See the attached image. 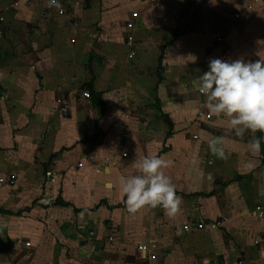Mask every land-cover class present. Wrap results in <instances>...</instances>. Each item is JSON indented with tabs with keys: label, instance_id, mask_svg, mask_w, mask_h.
Listing matches in <instances>:
<instances>
[{
	"label": "crops",
	"instance_id": "crops-1",
	"mask_svg": "<svg viewBox=\"0 0 264 264\" xmlns=\"http://www.w3.org/2000/svg\"><path fill=\"white\" fill-rule=\"evenodd\" d=\"M60 1L0 0V264H264V132L256 151L197 81L210 59H264V3ZM148 155L170 162L174 217L126 207Z\"/></svg>",
	"mask_w": 264,
	"mask_h": 264
},
{
	"label": "clouds",
	"instance_id": "clouds-1",
	"mask_svg": "<svg viewBox=\"0 0 264 264\" xmlns=\"http://www.w3.org/2000/svg\"><path fill=\"white\" fill-rule=\"evenodd\" d=\"M216 3V0H212ZM49 7L60 8L59 0H49ZM206 108L214 115L228 118V128L243 135L246 130L264 132V59L246 62L242 59H210L208 70L197 77ZM213 155L223 158L220 143L207 139ZM259 151L260 141L253 142ZM170 162L164 157L148 155L135 161L136 174L120 179L122 194L129 213L145 207H161L169 217L180 211L181 198L163 169Z\"/></svg>",
	"mask_w": 264,
	"mask_h": 264
},
{
	"label": "built area",
	"instance_id": "built-area-1",
	"mask_svg": "<svg viewBox=\"0 0 264 264\" xmlns=\"http://www.w3.org/2000/svg\"><path fill=\"white\" fill-rule=\"evenodd\" d=\"M33 1H39V2H41L42 0H33ZM43 1H46L47 4L49 5V0H43ZM252 1H254V2H263V3H264V0H252ZM59 3H60V5H61L60 8H56V7H53V8H55V9L57 10V13H59V14H64V13H65L64 5H63V3H62L60 0H59ZM132 16H133L134 18H136V17H138V13H137V12H134V13L132 14ZM2 21H3V17L0 16V22H2ZM132 26H133V23H132V22L128 24V27L131 28ZM1 36H2V32H1V29H0V38H1ZM131 41H132V37L130 36V37H128V39H127L128 44H130ZM133 56H134V52H130V53L128 54V57H129V58H133ZM199 93L202 94L200 91H199ZM82 97L88 99V98L90 97L89 92H88V91H84V92H82ZM205 117H206L207 119H210V118H211V114L206 113V114H205ZM256 214H257V217H258V218L264 220V208H262V207H257V208H256ZM205 227H209V228H211V229H214V228L217 227V224H216V223H212V222H193V223H186V224L183 226V229L186 230V231H188V230H190L191 228H195V229H203V228H205ZM259 242H260L259 239H256V240L254 241L255 244H259ZM137 248H138L139 250H141V251H144V250L147 249V247H146L145 244H139V245L137 246ZM219 264H231V263H230L229 261H225V262H222V263H219Z\"/></svg>",
	"mask_w": 264,
	"mask_h": 264
},
{
	"label": "trees",
	"instance_id": "trees-1",
	"mask_svg": "<svg viewBox=\"0 0 264 264\" xmlns=\"http://www.w3.org/2000/svg\"><path fill=\"white\" fill-rule=\"evenodd\" d=\"M261 137H262V132L261 131H258L257 138H258L259 141L261 140Z\"/></svg>",
	"mask_w": 264,
	"mask_h": 264
}]
</instances>
